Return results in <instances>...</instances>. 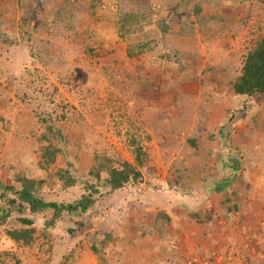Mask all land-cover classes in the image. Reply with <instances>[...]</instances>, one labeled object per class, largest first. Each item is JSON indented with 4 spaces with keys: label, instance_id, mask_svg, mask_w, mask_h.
<instances>
[{
    "label": "rangeland",
    "instance_id": "374dc122",
    "mask_svg": "<svg viewBox=\"0 0 264 264\" xmlns=\"http://www.w3.org/2000/svg\"><path fill=\"white\" fill-rule=\"evenodd\" d=\"M124 12L137 20L123 26ZM263 37L264 0H0V205L11 208L0 264L144 261L151 245L132 236L160 223L151 211L162 208L190 210L205 237L196 255L212 247L192 264L223 257L225 233L233 251L264 264V94L233 87ZM138 145L142 177L100 184L84 215L49 226L52 209L7 203L16 197L8 186L24 177L46 200L76 202L97 182L95 165L135 164ZM42 146L57 150L55 161L42 159ZM21 228L34 229L28 244L9 234ZM191 231L184 246L193 251ZM87 249L94 260L83 261Z\"/></svg>",
    "mask_w": 264,
    "mask_h": 264
},
{
    "label": "trees",
    "instance_id": "16d2710c",
    "mask_svg": "<svg viewBox=\"0 0 264 264\" xmlns=\"http://www.w3.org/2000/svg\"><path fill=\"white\" fill-rule=\"evenodd\" d=\"M121 5L123 4L121 3ZM123 15L124 16L121 21V23H124L123 26L132 24L137 20L136 14L134 13L124 12ZM141 52H143V50L139 53ZM31 80L33 81L32 83H34V78ZM233 87L236 93L242 95L250 96L255 93L264 94V37L248 52L243 65L242 74L233 83ZM133 142L135 145L137 144L135 140ZM50 148L51 146H42L41 157L44 161L53 162L56 159L57 150ZM145 156L147 157L145 150L142 146L138 145L134 148L135 164L129 162L128 160H123L122 163H120V166H113L106 163H102L98 166L95 165L94 170L97 172L95 175L97 177V182L88 184V191L85 192L76 202L60 203L55 200H46L41 196L40 188L36 185V181L34 179L24 177L22 178L20 186H8V188L14 192L16 197L12 199L9 198L7 203L9 205L14 204L18 199L22 203H27L32 213H41L52 209L53 219L47 221V225L55 226L57 223L55 220H59L58 218L62 215L64 216L65 213H68L69 215L76 213L84 215L88 213L90 209L95 207L97 202L96 194L100 193V184H102L101 186L109 187L111 189H121L131 180L138 181V179L142 177V172L138 168V165L144 164L146 159ZM103 172L107 173L106 178H102ZM61 177L64 179L66 186L72 184L70 176L66 178V175L62 173ZM230 182L231 179L227 178L224 180V184L217 185L216 188L218 191L224 190ZM5 197H7V193H2L1 198ZM10 209L11 208L9 206L0 205V211H2L0 222H2L9 215ZM158 218L160 223L156 222L155 225L146 227L142 225L139 229H137L141 232L143 237H146L150 233H154L155 230L159 231L161 235H165V233L170 235L171 230L166 231L167 229L165 228V224L169 221L170 216L167 213L161 212ZM21 220L28 224L32 223V221L27 218H22ZM75 228L76 227L71 226L70 231L74 232L76 230ZM33 232V228H21L10 230L9 234L16 241L28 244L33 239ZM106 237L111 236L108 235ZM115 238L118 239L117 237ZM99 240L100 238L96 241L99 245H105L106 239ZM172 246L174 247V245ZM92 250L100 253L101 248L98 244L93 243ZM169 250L170 249L167 244H158L154 246L151 251L168 256L170 253ZM211 256H209V259L205 262V264L209 262Z\"/></svg>",
    "mask_w": 264,
    "mask_h": 264
},
{
    "label": "crops",
    "instance_id": "0c3cea01",
    "mask_svg": "<svg viewBox=\"0 0 264 264\" xmlns=\"http://www.w3.org/2000/svg\"><path fill=\"white\" fill-rule=\"evenodd\" d=\"M238 95L242 96V94H238ZM218 185H220V183ZM215 189H216V191L218 190L217 188H215ZM170 190H172V189H170ZM195 192L198 193L199 190L197 188H195ZM179 210H180V208H178L177 210H175L173 208H171L169 210L162 208L160 210L151 211V214L156 215L155 218H157L161 212L167 213L170 216L169 221H167L165 224L166 227L165 226L164 227L167 229L166 231L171 230V232H170V235H168V233H165V235H161V233L159 231L155 230L154 233H150L146 237H143L141 235V232L139 230H137L139 236H137V238H136V236H132V237H134L133 239H135V243H140L142 246L143 241H146V242H149L151 247L148 248V246L147 247L143 246V248L141 249V252L142 253L146 252L148 254L147 256H145V258H147V259L144 261H143V259L139 260V261H132L131 260L132 262H134V264H172L173 262H174L173 264H192L191 262L193 261V258L195 256H198V255H196V253L199 252V243H202L201 241L205 240V237L199 235L200 234L198 232V230H200L198 228L199 226L197 225L198 226L197 227L194 224V222H195L194 219H191L188 215V212L190 210L187 211V209H182L180 211V214L178 212ZM174 213L178 214V217L174 218V216H173ZM155 223L154 222H152V223L146 222L145 224L148 226H153V225H155ZM131 225L132 224H130V226ZM194 228H196V229L194 230ZM222 229H226V227L223 226ZM186 230H189V231L192 230L193 231V233H192V231H191V233H192V237L195 238V241L190 242V244L194 247L193 251H190V249H188V245H187V247L184 246L188 242L186 239H189L186 237V234H184V233H186ZM222 239L224 241H222L220 244L222 246L225 244L224 248L230 246V250H224L223 251L224 252L223 254L225 256V252L230 253V251H233L235 246H234V244H232L233 238L231 237V233H225V235ZM131 242L134 244V240ZM158 244H167L169 246V249H170L169 252L170 253L168 254V256H164L163 254H157V253L151 251L154 248V246H156ZM172 245H174V247ZM240 245L243 247V248L241 247L242 250L245 249L244 248V247H246L245 245H243L242 243ZM210 249H212V247L208 248V249H205L203 247L201 250V252H202L201 256H198L199 260L203 259L204 254H206L205 252H208V250H210ZM87 250L88 251H86V254L87 253H90V254L83 256V261H84L86 256H88V258H91L93 255L91 249H87ZM168 257H169V259H168ZM208 258H209V256H208ZM94 259L95 258L92 257V260H94ZM222 260H223V258H222ZM90 263H92V261H90Z\"/></svg>",
    "mask_w": 264,
    "mask_h": 264
},
{
    "label": "built area",
    "instance_id": "2783aa9c",
    "mask_svg": "<svg viewBox=\"0 0 264 264\" xmlns=\"http://www.w3.org/2000/svg\"><path fill=\"white\" fill-rule=\"evenodd\" d=\"M213 257L214 261L212 264H255L248 254L243 251L240 252L239 250L230 251V253L225 252V256L223 257L213 253Z\"/></svg>",
    "mask_w": 264,
    "mask_h": 264
},
{
    "label": "bare ground",
    "instance_id": "6f19581e",
    "mask_svg": "<svg viewBox=\"0 0 264 264\" xmlns=\"http://www.w3.org/2000/svg\"><path fill=\"white\" fill-rule=\"evenodd\" d=\"M213 261H214V257H213V254H212L211 259L209 260V262H207V264H212Z\"/></svg>",
    "mask_w": 264,
    "mask_h": 264
}]
</instances>
